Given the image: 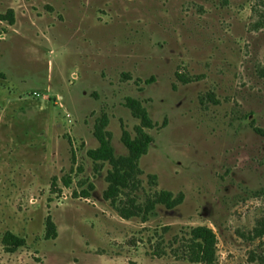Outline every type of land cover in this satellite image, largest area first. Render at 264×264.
I'll use <instances>...</instances> for the list:
<instances>
[{
    "label": "rangeland",
    "instance_id": "rangeland-1",
    "mask_svg": "<svg viewBox=\"0 0 264 264\" xmlns=\"http://www.w3.org/2000/svg\"><path fill=\"white\" fill-rule=\"evenodd\" d=\"M127 99L153 141L139 187L107 198L113 167L87 152L106 115L129 155ZM162 191L178 203L150 208ZM263 218L264 0H0V264H203L196 227L214 264H264Z\"/></svg>",
    "mask_w": 264,
    "mask_h": 264
},
{
    "label": "trees",
    "instance_id": "trees-1",
    "mask_svg": "<svg viewBox=\"0 0 264 264\" xmlns=\"http://www.w3.org/2000/svg\"><path fill=\"white\" fill-rule=\"evenodd\" d=\"M13 12H9L8 16L2 17L3 20H9L13 23ZM8 17V18H6ZM127 107L132 111V114L140 120L136 130V136L132 138L128 132L124 131L122 135V142L129 151L127 157H116L114 149L111 145V136L109 132L105 131L108 125V118L106 115L101 116L98 123L95 125L94 135L99 141L98 149L89 150L88 157L94 161H105L112 165V171L108 173L107 182L109 184L106 193L107 198H114L120 191L125 189H137L140 185L138 179L141 174L139 168V160L148 151L149 145L152 143V137L148 135L144 128H152L153 123L149 118L145 108L136 99H127ZM155 180V176H151ZM69 181H66L68 184ZM182 197H180V200ZM178 201L172 197V194L162 191L149 199L148 204L150 208H155L158 204H164L168 208L174 207ZM131 209L138 210L139 206L131 204ZM125 218H130L132 214L120 211ZM192 240L188 241L185 247L192 255L191 260L203 264H214L216 257V236L212 230L206 227H196L191 229ZM255 237H264V218L259 221L258 227L255 229ZM56 237V228L52 218L48 216L45 222V238L53 239ZM3 245L7 251L13 252L19 247L25 245V240L19 238L14 234L7 232L3 238Z\"/></svg>",
    "mask_w": 264,
    "mask_h": 264
},
{
    "label": "built area",
    "instance_id": "built-area-1",
    "mask_svg": "<svg viewBox=\"0 0 264 264\" xmlns=\"http://www.w3.org/2000/svg\"><path fill=\"white\" fill-rule=\"evenodd\" d=\"M63 197H65V195L63 194Z\"/></svg>",
    "mask_w": 264,
    "mask_h": 264
}]
</instances>
